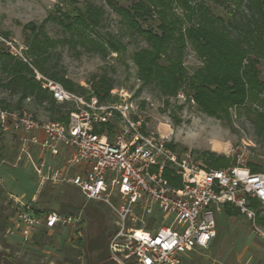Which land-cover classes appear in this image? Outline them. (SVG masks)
<instances>
[{"label":"built area","instance_id":"1","mask_svg":"<svg viewBox=\"0 0 264 264\" xmlns=\"http://www.w3.org/2000/svg\"><path fill=\"white\" fill-rule=\"evenodd\" d=\"M37 78L58 102L76 105L68 122L40 120L27 107L0 106V131L19 141L41 187L72 185L87 201L111 209L108 248L117 264H183L186 254L209 247L225 204L236 207L264 241V171L246 164L211 167L192 150L177 147L171 134L147 128L133 101L103 103L92 88L87 100L38 71ZM103 123L114 126L100 132ZM13 199L9 232L24 241L84 219L83 210L43 214L21 197Z\"/></svg>","mask_w":264,"mask_h":264},{"label":"trees","instance_id":"2","mask_svg":"<svg viewBox=\"0 0 264 264\" xmlns=\"http://www.w3.org/2000/svg\"><path fill=\"white\" fill-rule=\"evenodd\" d=\"M107 1L121 15V21L147 41V46L132 55L142 86H154L164 97L182 93L206 114L229 122L233 108L245 107L258 134H264V0H129L128 5L119 4L118 0ZM105 12L103 6L90 1L75 4L70 9L59 8L58 16L50 15V18L69 32L65 38L50 36L45 23H27L23 52L26 60L4 42L5 46L0 47V87L17 94L18 100L13 104L0 99V106L27 107L24 102L31 98L49 112L51 119L68 122V104L58 102L43 87L37 71L61 82L68 90L81 93L86 89L67 77L54 62L53 51L60 44L67 42L74 48L81 45L87 50L100 52L104 57L111 51L117 52L120 58L125 57L127 44L121 38L110 32H99ZM189 45L201 61L193 70L185 64ZM89 83L101 101L112 102L111 90L115 84L108 72L95 73ZM166 105H169L168 100ZM174 119L177 123L181 121L177 115ZM113 126L112 123H103L97 130H111ZM202 154L204 161L215 168L227 167L236 161V158L233 160L215 151ZM248 165L254 172L262 169L261 163L255 161L248 162ZM69 192L65 198L52 193L42 208L35 205L34 195L27 202L32 203L34 211L43 214L56 210L50 207L52 204H59L56 211L61 213L80 210L85 201L76 197L72 189ZM100 211V206L93 204L86 210V215L98 218ZM13 212L12 209L5 214L0 209L2 231L11 228ZM223 212L228 216L240 214L229 204L224 205ZM108 236L100 235L105 263L117 264L109 254ZM53 241L54 235L47 230L34 235V242L38 245H52ZM75 242L81 254L87 242L81 235ZM62 246L71 248L65 243ZM0 264L28 263L13 253L0 250Z\"/></svg>","mask_w":264,"mask_h":264},{"label":"rangeland","instance_id":"3","mask_svg":"<svg viewBox=\"0 0 264 264\" xmlns=\"http://www.w3.org/2000/svg\"><path fill=\"white\" fill-rule=\"evenodd\" d=\"M87 1L105 8L99 32L117 35L127 44V53L125 57L120 58L117 52L111 51L104 57L100 52L87 50L81 45L74 48L67 42L60 44L53 51L54 62L67 77L86 89L76 93L89 100V81L95 73L106 71L113 78L115 89L119 91L118 94L112 93V102L120 103L124 102V99L133 101L143 124L151 130L171 134L175 145L180 149H190L201 158L205 151H215L233 160L236 158L231 165H248V162L255 161L261 163L260 171H264V134H258L245 107L233 108L229 122L206 114L193 100H188L185 96L164 97L156 87L142 86L132 55L137 49L147 46V41L121 21V15L107 0H0V47L5 46V42L11 51L23 53L26 49L24 26L29 22L45 23V28L53 38L67 37L69 32L59 22L50 18V15L58 16L59 8L70 9L75 4L82 5ZM118 3L128 5L130 1L118 0ZM220 10L225 11L223 7ZM7 41L11 42L12 46ZM185 64L191 70L201 64L190 45L186 49ZM0 99L15 104L18 95L0 87ZM166 100L169 105H166ZM24 104L40 120H55L50 118L45 108L33 100H26ZM68 107L75 109L76 105L70 103ZM174 115L181 121L177 123ZM0 137V209L5 214L14 210L13 195L26 202L34 195L37 201L35 205L42 208L52 193L65 198L72 189L76 197L85 201L80 208L84 212L83 225L60 232H50L54 235L52 245H38L34 242V237L31 241H24L20 235L11 234L10 229L5 232L0 229V250L13 253L28 264H106L100 235H109L110 242V233L113 231L111 209L103 203L87 201L81 191L72 185L48 183L41 187L39 178L26 152L22 151L19 141L11 134L1 133ZM28 149L35 153L34 146L29 145ZM93 204L101 208L98 218L86 215V210ZM50 207L58 210L59 204H52ZM79 235L87 242L81 254L80 247L75 242ZM64 243L71 248H63ZM183 264H264V241L251 231L241 213L228 216L222 211L217 214V234L210 246L198 247L186 254Z\"/></svg>","mask_w":264,"mask_h":264},{"label":"crops","instance_id":"4","mask_svg":"<svg viewBox=\"0 0 264 264\" xmlns=\"http://www.w3.org/2000/svg\"><path fill=\"white\" fill-rule=\"evenodd\" d=\"M61 160H62V158H59V161H61ZM34 197H35V196H34ZM34 197H33V198H34Z\"/></svg>","mask_w":264,"mask_h":264},{"label":"bare ground","instance_id":"5","mask_svg":"<svg viewBox=\"0 0 264 264\" xmlns=\"http://www.w3.org/2000/svg\"><path fill=\"white\" fill-rule=\"evenodd\" d=\"M221 146V145H220Z\"/></svg>","mask_w":264,"mask_h":264}]
</instances>
